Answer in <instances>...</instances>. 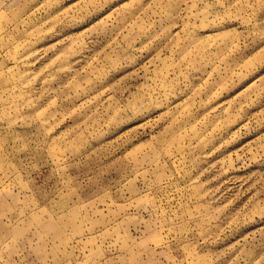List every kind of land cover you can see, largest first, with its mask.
<instances>
[{
	"label": "rangeland",
	"instance_id": "1",
	"mask_svg": "<svg viewBox=\"0 0 264 264\" xmlns=\"http://www.w3.org/2000/svg\"><path fill=\"white\" fill-rule=\"evenodd\" d=\"M0 264H264V0H0Z\"/></svg>",
	"mask_w": 264,
	"mask_h": 264
}]
</instances>
